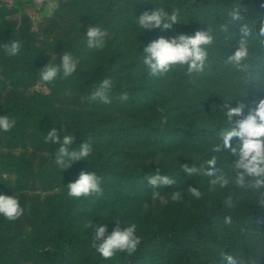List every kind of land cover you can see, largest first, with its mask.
Listing matches in <instances>:
<instances>
[{"label":"trees","instance_id":"1","mask_svg":"<svg viewBox=\"0 0 264 264\" xmlns=\"http://www.w3.org/2000/svg\"><path fill=\"white\" fill-rule=\"evenodd\" d=\"M161 4L167 11L172 8L178 10L181 23L174 25L172 30L164 31L159 28L142 31L138 28L135 16ZM236 5L241 7L252 27L249 40L253 48L245 61L246 69L225 63L227 54L238 48L241 39L238 26L233 28L230 25L228 32L221 27L228 23L227 11ZM261 16H264V3L243 0H58L50 17L64 23V34L43 42L45 48L37 50H41L42 54L50 51L57 55L59 61L68 52L78 61V67L72 75H60L49 82L50 92L39 95L36 100L16 94V98H8L0 106V115L10 116L15 125L2 132L9 143L14 144L18 136L26 134V126L33 127L44 137L55 126L58 132L65 129L73 133V142L69 147L78 148L83 142L91 143L93 152L88 157L89 161L76 160L63 169V173L74 181L82 170H93L101 177L103 193L98 197H54L48 218L58 217V222L52 233L40 241L38 234L24 235L9 245L2 243L0 238V245L5 244L4 249L10 255L44 264H77V261L80 264H104L108 258L96 251L92 228L73 229V225L83 216L104 211V207L114 201L126 202L136 209L152 199L153 192L177 191L201 173L197 171L189 176L184 173L183 167H163L142 158L153 155L155 151L167 154L184 148H209L210 144L218 141V130L227 126L222 106H235L243 100L246 114L249 103L254 106L264 98V43L256 37L255 27ZM95 25L106 33L102 49L87 46L85 33L89 26ZM207 28L212 30L214 39L206 46V67L200 73L188 74L186 65H176L169 72L154 76L142 63L143 50L135 48V41L145 43L150 37L153 40L177 32L193 34L196 30ZM114 32L119 36L116 42L109 39ZM3 44L1 41L0 46ZM33 57L30 52L13 58L0 47V63L11 74L19 69L13 65L15 62V65L24 66ZM104 78L112 81L107 93L110 102L91 100V92ZM131 79L136 81L128 84ZM123 95L127 99H122ZM54 104L58 106L54 107ZM89 107L98 109L101 114L95 116ZM112 110H121L134 119L117 121L111 115ZM239 118L234 117V121ZM133 140L135 144L139 142L149 148L133 151L135 144H129ZM46 145L53 154L58 147L51 142H46ZM0 166L18 168L20 162L13 156L2 157ZM157 170L173 177L175 183L153 188L147 182V176ZM242 191L258 190L237 189V193ZM233 204L232 197H218L210 203L204 202L196 214L184 218L178 227L164 232L157 227L138 231L140 243L137 250L131 254L118 251L114 255L119 264H158L150 252L159 249L173 256L174 264H201L199 254L208 251L212 255L203 264H226L222 255L227 252L241 264H264V251L251 254L247 246L251 236H264V198H255L243 210ZM213 220L224 221L234 235L203 236L205 225ZM117 221L124 228L131 223V216L127 211L121 212L112 223L107 224V232L112 231Z\"/></svg>","mask_w":264,"mask_h":264},{"label":"rangeland","instance_id":"2","mask_svg":"<svg viewBox=\"0 0 264 264\" xmlns=\"http://www.w3.org/2000/svg\"><path fill=\"white\" fill-rule=\"evenodd\" d=\"M243 1L264 3V0ZM57 2L58 0H0V43L2 41L5 44L10 39H18L22 45L19 55L30 52L34 54L33 59H31L32 62L29 61V64L24 65L26 67L15 65V62L13 65L19 69L17 72H12V74L0 63V106L12 99L14 94L21 98H33L36 100L39 95H46L50 92L48 83L40 80V68L49 62L59 63L60 61L57 55L50 51L42 54V51L37 49H44L43 42L60 38L64 34V23L52 20L50 17ZM164 4L168 5L167 3ZM171 10L169 9V11ZM109 36V39L115 40V42L119 39L115 32ZM158 37L152 39L154 40ZM151 41L150 37L145 43L148 44ZM145 43L135 41V48L143 50ZM252 48L249 44V50ZM19 55L17 56L19 57ZM18 64L21 63L18 62ZM135 81V79H131L127 83ZM53 106L56 107L58 104ZM89 108L90 112L95 116L101 114L98 109ZM111 115H114L116 120L121 122L134 119L129 118L121 110H112ZM25 132L26 134L16 138L14 144H10L6 135L0 131V158L13 156L20 162L18 168L0 166V193L15 194L19 197L21 205L25 207L24 214L16 220H8L0 216V238L1 242H5L6 245L14 244L24 235L38 234V240L40 241L52 233L58 222V217L48 218L53 198L60 195H68L67 183L71 182L63 173V169L60 170L54 163V154L46 145L44 135L34 130L31 126H26ZM134 141H130L129 144H135ZM217 142L215 141L210 144L209 148L201 150L184 148L167 154L155 151L153 155L143 157L142 160L146 162L152 160L153 163L162 164L163 167L169 165L173 168H180L183 167L184 163H187L197 168L202 166L206 168V160L213 155H218V166L224 167L226 164L231 163L233 158L227 154L214 153L212 147ZM137 143L132 146L133 151H145L149 148L145 144ZM129 144L126 143V146H129ZM132 158L138 160L136 156ZM158 161L161 162L156 163ZM224 171L227 175H232L227 167H224ZM209 181L210 178L204 176L201 171L197 177L188 181L177 190L182 194L179 200H172L171 196L175 190H168L160 193V198L155 200L152 198L141 203L136 209H133L134 206H130L126 202L114 201L113 204L104 207L108 212L101 210L79 218L73 225V229L86 227L90 220L93 224L103 222L107 218L108 220L104 221V223L110 224L116 219L114 217H117L123 211H127L131 216V223L137 225V232L146 227H150L151 230L157 227L161 232H164L168 228L178 227L184 218L196 214L198 207L202 203H210L215 198L225 197L226 199L232 197L233 205L240 210L245 209L255 198H264V189L237 193V189L241 187H238L234 181H230L224 186L219 184L211 185ZM190 186L198 187L201 192L199 198L191 194L189 191ZM130 209L133 210L131 211ZM214 235L233 236L234 233L232 228L224 221L213 220L205 225L203 236ZM247 242L251 254H255L257 251H260V253L264 251L263 235L255 234ZM4 247L5 244L0 245V264H44L42 261L27 260L17 255H10ZM150 253L154 255L158 264H174L173 256L162 250L154 249ZM211 255L212 253L208 251H201L198 261L203 264V262L210 260L208 258ZM262 260L264 262V259ZM80 263V261H77V264ZM104 264H119V260L113 255L106 259Z\"/></svg>","mask_w":264,"mask_h":264},{"label":"clouds","instance_id":"3","mask_svg":"<svg viewBox=\"0 0 264 264\" xmlns=\"http://www.w3.org/2000/svg\"><path fill=\"white\" fill-rule=\"evenodd\" d=\"M227 17L228 23L221 26L222 30L228 32L230 25L233 28L238 26L241 39L238 48L231 54H227L225 63L238 69H246L245 61L249 56V37L252 35V27L246 21L245 14L239 5L228 10ZM181 19L178 10L172 8L171 11H167L165 5L161 4L159 7L144 10L140 15L135 16V23L142 31L152 28L164 31L172 30L174 25L181 23ZM255 27L256 37L264 43V16L258 18ZM85 36L89 48L104 47L106 33L101 27L89 26ZM213 39L214 35L210 28L196 30L193 34L177 32L169 37L160 36L144 46L142 63L154 76L165 74L176 65H186L188 74L203 72L208 55L206 46L211 44ZM0 47H3L5 54L14 57L19 55L22 45L20 40L10 39ZM77 67L78 61L66 52L59 63L49 62L41 67L39 77L42 82L49 83L60 75L64 77L72 75ZM111 87L112 81L109 78L100 80L91 92L90 99L109 103L110 98L107 93ZM121 98L127 99V96L123 95ZM245 107L243 100L238 101L235 106L228 104L222 106L223 118L227 126L218 130V142L212 147L214 153L227 154L233 158L231 163L224 166L231 171L232 175H227L224 167L218 166V155H213L206 160V168L203 166L197 168L184 163V173L190 176L192 173L202 171L204 176L210 178L211 185L224 186L234 181L241 188L264 189V98L259 99L254 106L249 103L246 114ZM234 117L240 118L234 121ZM14 125L15 120L10 116L0 115V131L7 132ZM44 139L47 143L58 145L54 151V163L60 170L67 169L76 160L89 161L88 157L93 152V147L88 142L79 144L78 148L69 147L73 142V133L65 129L58 132L55 126L49 129ZM147 182L158 189L160 186L173 185L175 180L157 170L147 176ZM189 191L197 198L201 196L196 186H190ZM102 193L101 177L93 170H82L74 181L67 183V194L71 197H98ZM152 195L154 200L160 198L158 191L153 192ZM181 195V192L174 191L171 198L179 200ZM24 212L25 207L21 205L18 196L0 193V216L8 220H16ZM104 221L93 226L90 220L87 225L95 234L93 244L102 257L109 258L118 251L131 254L137 250L140 236L137 234L135 223H128L126 227L121 228L117 221L112 231L107 232V224ZM222 260L226 261V264H241L236 257L227 252L222 255Z\"/></svg>","mask_w":264,"mask_h":264}]
</instances>
